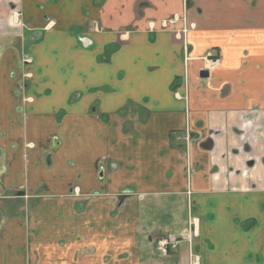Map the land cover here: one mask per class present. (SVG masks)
Wrapping results in <instances>:
<instances>
[{
    "label": "crops",
    "instance_id": "1",
    "mask_svg": "<svg viewBox=\"0 0 264 264\" xmlns=\"http://www.w3.org/2000/svg\"><path fill=\"white\" fill-rule=\"evenodd\" d=\"M0 264H264V0H0Z\"/></svg>",
    "mask_w": 264,
    "mask_h": 264
},
{
    "label": "built area",
    "instance_id": "2",
    "mask_svg": "<svg viewBox=\"0 0 264 264\" xmlns=\"http://www.w3.org/2000/svg\"><path fill=\"white\" fill-rule=\"evenodd\" d=\"M172 22V21H170ZM185 49V48H184ZM203 61L206 64V70L212 69L217 64V57L211 51H206L205 55L202 57ZM187 61V57H185V62ZM190 225V223H189ZM173 239L161 237L157 240V248L162 252H166L168 247H173Z\"/></svg>",
    "mask_w": 264,
    "mask_h": 264
},
{
    "label": "rangeland",
    "instance_id": "3",
    "mask_svg": "<svg viewBox=\"0 0 264 264\" xmlns=\"http://www.w3.org/2000/svg\"><path fill=\"white\" fill-rule=\"evenodd\" d=\"M179 214H180V216L181 217H184V214H185V216H186V202L185 201H183V205H182V210L180 209L179 210ZM162 218V217H161ZM160 222H163L162 221V219L160 220ZM191 225H193V224H191ZM172 230V229H171ZM170 232H172V231H170ZM168 233H163L161 236L159 235L158 237H156V238H154V240H155V245H156V251L158 252V254H167V252H168V249H171V250H174L176 247H177V245H178V243H179V239L176 237V236H174V237H170L169 235H167ZM161 237H165V238H170V239H173V244H174V246L173 247H168V249L166 250V252H162V251H160V250H158V248H157V240L159 239V238H161ZM157 255V254H156ZM157 257H159L158 255H157ZM196 258H198V256L196 257ZM195 262H196V260H195Z\"/></svg>",
    "mask_w": 264,
    "mask_h": 264
},
{
    "label": "flooded vegetation",
    "instance_id": "4",
    "mask_svg": "<svg viewBox=\"0 0 264 264\" xmlns=\"http://www.w3.org/2000/svg\"><path fill=\"white\" fill-rule=\"evenodd\" d=\"M178 18L177 17H172L171 19H168L167 21H166V24L165 25H173L175 22H176V20H177ZM170 21H172V22H170ZM208 51V50H207ZM212 53L214 52L213 50L211 51ZM188 56V57H187ZM185 57H187V60L190 58L189 57V51L187 50V49H183V60H185ZM202 70H206V69H202Z\"/></svg>",
    "mask_w": 264,
    "mask_h": 264
},
{
    "label": "water",
    "instance_id": "5",
    "mask_svg": "<svg viewBox=\"0 0 264 264\" xmlns=\"http://www.w3.org/2000/svg\"><path fill=\"white\" fill-rule=\"evenodd\" d=\"M199 76H200L201 78H206V77H208V71H207V70H201V71L199 72Z\"/></svg>",
    "mask_w": 264,
    "mask_h": 264
}]
</instances>
